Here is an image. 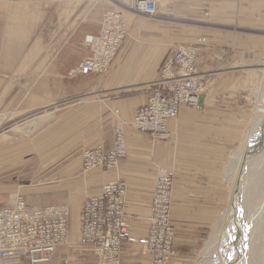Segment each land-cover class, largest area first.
I'll return each mask as SVG.
<instances>
[{"label": "crops", "instance_id": "0c3cea01", "mask_svg": "<svg viewBox=\"0 0 264 264\" xmlns=\"http://www.w3.org/2000/svg\"><path fill=\"white\" fill-rule=\"evenodd\" d=\"M13 1L0 0V27L7 28L6 36L12 29V20L18 15L24 17L17 13V0ZM78 1L81 3L80 0H27L34 5L40 4L41 14L37 17L42 22L39 26H53L51 35L54 37L50 44L59 42L50 55L46 74L57 78L61 88L54 87L46 95H35L44 99L43 106H49L55 100L61 101V98L75 102L67 109H56L54 115L47 119L48 124L39 128L31 138L4 148L0 145V200H5L10 192L20 187L16 174L22 158L30 151L37 155L36 162L33 161L37 164L36 170L45 171L44 176L37 177L35 184L47 183L48 177L52 176L73 175L81 170L80 157L85 144L93 145L101 139L103 123L121 119L118 122L127 125L126 157L115 170L87 174L77 182V187L74 185V189L67 187L69 200L78 199L76 205L69 204L71 214L75 208L79 218L80 210L77 208L81 201L88 195L99 193L108 180L126 182L128 191L124 210L131 236L121 264H150L148 257L137 251L141 247L139 244L147 238L149 224L145 218L151 206L157 168L165 167L174 172L170 224L175 230V249L195 250L203 235L207 234L211 222L225 208L228 185L224 167L235 139L239 138L251 115V110L241 103L240 93L236 91L235 74L224 69L210 76L201 97V108L192 110L182 107L177 117L167 123L171 131L167 140L151 144L128 124L135 109L146 103L155 89L153 84L159 77L161 63L176 45L193 44L198 47L196 66L201 72L208 71L212 64L219 62L230 48L235 51L247 48L263 51L264 0H157L161 11L157 19L147 20L123 13L129 25L128 38L122 43L106 74L81 73L67 77L69 70L88 53L84 37L99 32L105 10L113 6L111 1L105 0V5L101 7L95 0L83 11L79 8L80 4L77 5ZM29 10L23 12L26 20L29 19ZM170 15L179 20H211L217 28L205 29L170 22L166 20ZM73 18L77 21L68 25V20ZM218 23L229 27L234 24L255 28L258 33L250 36L230 29L222 30L219 27L223 25ZM33 26H38V22ZM16 38L11 35L5 42L12 48L17 43ZM17 59V52L4 57L2 54L0 75L15 74ZM7 60L8 64L3 62ZM49 77L48 81L54 84ZM8 83L12 85L11 81L0 77V90L1 85H4L2 89L12 90V86H6ZM40 90L43 92L45 89L42 86ZM32 190L33 196L36 193L40 201L42 198L40 204L46 199L55 201L60 197L58 193L46 195L37 187ZM67 193L62 195L61 200L68 196ZM46 264H61V259L54 255Z\"/></svg>", "mask_w": 264, "mask_h": 264}, {"label": "built area", "instance_id": "2783aa9c", "mask_svg": "<svg viewBox=\"0 0 264 264\" xmlns=\"http://www.w3.org/2000/svg\"><path fill=\"white\" fill-rule=\"evenodd\" d=\"M129 8L147 16L155 15L158 7L154 0H132ZM108 27V28H107ZM127 36L121 11H108L100 32L85 38L92 52L72 71L77 73H103ZM96 39L97 42L91 43ZM88 41V42H87ZM198 47L180 44L167 54L159 70V79L146 103L133 115L131 126L149 141L170 138L167 123L177 116L182 107L198 109L206 83V72L197 69ZM120 127L114 131L111 149L98 144L82 153L84 171L94 168H116L126 157L120 150ZM116 143V144H115ZM118 144V145H117ZM118 147V148H117ZM172 174L158 176L151 199L146 253L156 264H167L174 254V229L170 224L169 207ZM126 185L118 180L104 183L99 194L85 199L80 209V244L91 249L101 261L118 264L119 245L130 235V225L124 211ZM162 198V199H159ZM68 210L66 205H51L37 210L30 206L25 195L17 193L10 202H0V260L6 264H43L50 261L54 251L66 244ZM111 253V256H107ZM106 264H109L106 262Z\"/></svg>", "mask_w": 264, "mask_h": 264}, {"label": "rangeland", "instance_id": "374dc122", "mask_svg": "<svg viewBox=\"0 0 264 264\" xmlns=\"http://www.w3.org/2000/svg\"><path fill=\"white\" fill-rule=\"evenodd\" d=\"M94 1L95 0H80V2L82 4L79 3V1H78L77 5L80 4V7L79 6L78 7L82 8L84 11ZM109 1H111L113 6L106 9L105 12H107L108 10L114 9L117 11H121V14L123 16V13L126 14V11H128V12H130L128 14H132L134 16H140L143 19H147V20L157 19L161 15V11L159 9L157 0H156V2H157L158 11H157L156 15H154V16H147V15L142 14V13L131 11V9L128 8V5H130L132 0H127L128 2H126V0H109ZM98 2H99V5L101 7H103L105 5V0H98ZM14 4H15V2H14ZM28 5L30 7H28ZM39 5L40 4L34 5V3L27 2V0H17V13L20 12V14H22L24 16V17H21L20 15H18L16 18V19H18L19 23L22 24V26L17 27L19 29L14 34V36L17 37L16 39L20 38L22 40L21 42L18 43V45L15 43L13 45V47L11 48L10 44L5 42V39H7L8 37L9 38L11 37L10 34L12 33L13 28L11 29V31H9L10 34L8 33L9 35L6 36L5 32H6L7 28L0 27V56H2V54H3V57H4L5 52H12L13 53L14 51H17V57H18V59H17V72L15 74L13 73L11 75H9V74L8 75H0V77L3 78L4 80H6L7 82H9V81L12 82V85H9V83L6 85L8 87L12 86V90H6L5 88L2 89V87L4 85H1V90H0V134L4 133V132L8 133L10 128L14 124H15V126L17 125L21 129H23V130H19V131H25V132L19 133L17 135L12 134L11 137L13 138V136H14V139H12V141H10L9 144L7 143L6 146H8L14 142H19L21 140L23 141L26 138H31V136L36 131L40 130L39 128L44 127V125L47 123V120L42 125H38V124L34 123L36 121H33V118L38 116L43 111V109L48 110L49 108H52L53 106H55L56 108L67 109L68 106H70L69 104H73L75 102L74 100L70 101L67 98L65 100H63V98H61V101L55 100V101H53L52 104H50L49 106H46V108H45V106L41 105V103L45 102L43 100V98H40L36 104H35L34 100L32 101V99H30L32 94L36 93V94L46 95V93L49 92L50 90H54V87H56V89L61 88V86H58V85H60V81L57 78H55L54 76L49 77L46 74V71H47L46 68L48 66L50 55L53 51H55L57 45H59L58 44L59 42L57 40V41H54L53 43L50 44V40L53 39V37H54L51 35L52 34L51 30H54V29H52L53 26L52 27L39 26L40 23L42 22L41 19H39V17H37L38 15L41 14V9H40L41 7ZM34 7H36L35 10L33 9ZM28 8L30 9L28 11L29 19L26 20L25 19L26 15H24L23 12L26 11ZM37 8L39 10H37ZM77 8H75V9L79 10ZM158 12H160V13H158ZM103 17H104V15H103ZM123 18H124V16H123ZM124 20H125V18H124ZM166 20H168L170 22H172V21L173 22H180L182 24H185V26L201 27V28H205V29L206 28L211 29L210 27H216L217 28V26H215L214 22H211V20L204 21V22L196 21V20L193 21V19L192 20H190V19L179 20V18H177L174 15L167 16ZM75 21H77L76 18L69 19L67 24L72 25ZM35 22H38L39 27L33 26V23H35ZM28 24L30 26H28ZM125 25L127 28V36L125 38V41H123L124 43L126 42V40L128 38V26L129 25H127L126 20H125ZM218 25L220 26L223 24L218 23ZM21 27H23V29ZM219 29H222V30L230 29L232 32H241L243 35H250V36H256L258 33L255 30V28L251 29L248 27H238L234 24L230 27L223 25V26L219 27ZM19 30L24 31V34H20ZM98 33H96L94 35H97ZM12 35H13V33H12ZM123 44L121 45V47L123 46ZM86 47L88 48V53L85 57L82 58V60L84 58H86L87 56H89L90 53L92 52V50L88 44H86ZM226 51L227 52L224 53L222 59L219 62L212 64L210 69L208 71H206V73H207L206 81L210 77L209 74H213V73L216 74L218 72L223 71L224 69H227L225 71H231L232 70L231 73L235 74L234 83L236 85L235 86L236 91L238 93H240L239 96H240L241 103H244L251 110L250 113H252V108H253L254 98H255L254 91H255L256 83H255V78H253L254 82H252V80L250 82H248L247 75L245 74V70L243 69V67L245 65H248V62L250 63L249 65H252V62H253L252 58H256L257 57L256 54H258V56H262L264 54V50L260 51V50H252L250 48H247V49H242L240 51H238V50L235 51L233 48H230L229 50H226ZM197 57H198V55H197ZM3 62H5V61H3ZM79 62L76 64V66L73 69L69 70V72L67 73V77H72L76 74H81V73H77V72H74L72 74V71L77 67ZM7 63H9L8 60H7ZM107 71L100 73V75L106 74ZM227 74H229V73H227ZM48 77L50 79L54 80L55 85L52 82L48 81ZM42 86L45 89L43 92L40 90ZM38 87H40V88L38 89ZM27 97H29V98H27ZM60 102H61V104H60ZM144 104H142L141 106H143ZM58 106H60V107H58ZM141 106H139L138 108H140ZM40 107L41 108L44 107V108L41 109ZM137 109H135V111ZM54 112H56V111H54ZM54 112H52V115H54ZM49 118H48V120H49ZM30 119H31V121H30L31 124L25 125L23 123L24 121L30 120ZM120 120L121 119H119V120L114 119V120L107 121V122L103 123V127H101V129L103 130L101 139H99L93 145L91 143L85 144V146H84L85 148L81 152V157H80V161H81V167L80 168H81V170H80V172H78V171L75 172V174H73V175L69 174L67 176H61V178H60V176L58 178H56L55 176H52L51 178L48 177V180H46L47 183H44L41 185L35 184L36 181L38 180L37 177L41 176V175L44 176L45 171L36 170L35 167L37 166V164L34 162H36L35 160L37 159V155H34L35 153H33L32 151L29 152L30 153L29 155H26L25 157L22 156L24 159L22 158L20 168L18 169L19 172L17 171V174H16L18 177V180H19V186L20 187L18 186L19 188L15 192H19V193L22 192L21 194L25 195L26 201L30 206L61 204V205H66L69 209L68 227L70 228V231H69L70 238L68 240V243L62 245L61 248H59L56 251V253L53 254V255H56L58 258L61 259V264H66V263H69L70 261H76L77 264H93V263L99 264L96 255L95 256L93 255L91 249L87 246L80 244V241H79L80 240L79 224H78V227H77V224H76V227H75V225L73 226L72 214H71V209H70V205H69L70 204L69 203V194L70 193H67V191H68L67 187L71 186L74 189L75 188L74 185H76V187H77V182L79 183L80 181H82L87 176V174H92V173H97V172L109 170L106 168H96V169H93V170L88 171V172L83 171L82 153L85 150H87L89 148H93L94 146H96L98 144H103L104 148L111 149L112 145H113V141H114V131L116 129V123H119L118 121H120ZM32 121H33V123H32ZM120 123H122V122H120ZM130 123H131V121L129 122V124ZM129 124H128V126L131 127ZM125 126H127V125L125 124ZM123 130L125 132V128ZM135 132L137 133L136 130H135ZM141 135L143 136L144 139L149 141V139L145 135H143V134H141ZM238 141H239V138H236L235 143L233 145V149L237 146ZM125 142H126V137H125ZM149 143L153 144V142H151V141H149ZM89 145H91V146H89ZM6 146H2V147L4 148ZM126 146H127V144H126ZM126 150H127V148H126ZM31 153H32V155H31ZM121 161L122 160H120V162ZM116 168H113L110 170H115ZM162 168H165V167H162ZM157 169H159V167ZM48 172H51V170H48ZM172 173H173V179H174V172H172ZM114 180H117V179H114ZM173 186H174V184H173ZM36 187L45 191L44 193H46V195H51V194L54 195V194L58 193L60 195V197H59V199H57L55 201H53V199L52 200L46 199L45 202L40 204L39 202L42 201V198L40 201V196L35 193L38 196V199H37L38 201L35 203H32L31 200H33V199H31V198H33V197L30 198V196H33L32 195V192H33L32 189L36 188ZM15 192H10L9 195L12 193H15ZM66 193L68 196H66L64 198V200H61L62 195H66ZM88 196H91V195H88ZM5 200H0V201L5 202ZM83 201H81L80 205L78 204L79 205V207L77 206L78 208L76 207L78 210H80L81 204ZM55 202H58V203H55ZM170 204H171V201H170ZM79 215H80V212H79ZM215 221H217V218L215 220H213V222H211L210 228L208 229L207 234L203 235V239L201 240V242L199 244H197L195 250H191V251L187 252L186 251L187 249L185 248L186 250L181 249L178 251L177 248L174 249L172 246V249L175 250V253H174V256L172 257V260H171L172 262L170 261L171 263L169 262L168 264H172V263L175 264V262H177V264L178 263L179 264H195V262L198 259V255H200V252L202 251V248L205 245V242L207 241L208 237L210 236L211 232L213 231L212 228L215 224ZM78 223H79V218H78ZM246 226H248L247 222L246 223L243 222L241 224V228H244ZM229 232H230V236H231L234 233V230H231ZM242 233L243 232H241V229H240V232L237 231V234L235 233L236 236L233 237L231 244H230V246L232 247L233 243H234L233 249H236L237 245L245 239V238L241 239V237L243 236ZM174 234H175V230H174ZM71 235H72V238H71ZM175 242H176V236H175ZM175 242H174V247H175ZM128 243H129V239L122 246V257H123L124 252L126 251V247H127ZM142 244H143V241L139 245H142ZM183 252H185V253H183ZM242 254H243V252H241L240 254L234 255V257H233L234 262L232 264H239ZM144 256H146V255L144 254ZM149 257H148V259L151 260V258H149ZM257 257L259 258V260L256 259ZM53 258H54V256H53ZM262 258L263 257H261V253L259 250L257 252V256L254 259V264H257V262H258V264H261L260 260H262ZM121 261H122V258H121ZM247 264H251V262H249Z\"/></svg>", "mask_w": 264, "mask_h": 264}, {"label": "bare ground", "instance_id": "6f19581e", "mask_svg": "<svg viewBox=\"0 0 264 264\" xmlns=\"http://www.w3.org/2000/svg\"><path fill=\"white\" fill-rule=\"evenodd\" d=\"M154 1L157 5L156 0H154ZM129 6H132V2L130 3V5H128V8H129ZM112 10H114V9H111L108 11H112ZM114 11H117V10H114ZM107 12H105V14ZM126 13H130V12L126 11ZM105 14H104V16H105ZM152 16H154V15H152ZM103 19H104V17H103ZM103 19L101 21L100 30L102 28ZM11 23H12V25H10V26H12V28H13L12 33L14 35L17 32V30L19 29L17 27L22 26V24L19 23L18 19H13ZM21 28L23 29V27H21ZM100 30H99V32H100ZM12 33L11 34L9 33V34L12 35ZM19 33L24 34V31L19 30ZM92 36H95V35L94 34H87L84 37V42L86 43L85 38L92 37ZM21 41L22 40L20 38H18L15 42H17L16 44L18 45V43ZM95 42H97L96 39L91 40V43H95ZM191 45H193V44H191ZM16 52L17 51H14L13 53L12 52H5L4 55H8V54L14 55ZM115 55L112 57L114 58ZM256 56H257L256 58H252V61H253L252 65H249L250 63L248 62V65H245L243 67V69L245 70V74L247 75L248 82H250L251 80H252V82H254L253 78H255V83H256L255 91H254L255 98H254L252 113H251L249 119L247 120V123L243 127V130L241 131V133L239 135V141H238L237 146L233 150H231V152L227 158L225 167H224L223 172L225 173L224 176H225V179H226V182L228 185V194H227V199H226V205H225V208L223 209V211H221V213L219 214L217 221H215V224L212 228L213 231L211 232L210 236L208 237L207 241L205 242V245L202 248L200 255H198V259L195 262V264H232L234 262V259H233L234 255L240 254L241 252H243V254L241 256L239 264H247L249 262H251V264H254V259L257 256V252L259 250L261 253V257H263L262 260H260V262H261V264H264V54L262 56H258V54H256ZM113 58H111V59L113 60ZM6 59L7 58H5V60ZM6 62L7 61H5V63ZM8 62H9V60H8ZM90 73H95V72H90ZM72 74H73V72H72ZM214 74L215 73L209 74V76H212ZM158 79H159V77H158ZM204 88H205V86H204ZM203 92H204V89H203ZM27 98H29V97H27ZM30 99H32V101L34 100L35 104H36L37 101L40 99V97H38L35 94H32ZM60 104H61V102H60ZM42 106H43V104H42ZM58 107H60V106H58ZM42 108H44V107H42ZM45 108H46V106H45ZM200 108H198V109H200ZM56 109H58V108H56L55 106H53L52 108H49L48 110L43 109V111L38 116L33 118V121H36L34 123H36L38 125H42L49 117H51L52 112H54ZM190 109H192V108H190ZM198 109H195V110H198ZM192 110H194V109H192ZM132 118H133V116H132ZM171 119H173V118H171ZM131 120L133 121V119H131ZM30 121H31V119L26 120L23 123L25 125L31 124ZM33 121H32V123H33ZM129 125L131 126V124H129ZM120 127L122 129L125 128L123 122L122 123L119 122L116 124V128L118 130ZM132 129H134V128L132 127ZM167 129H168V127H167ZM19 130H23V129H21L17 125L15 126V124H14L10 128L8 133L7 132L1 133L0 134V144L2 146H6L7 143L9 144V142L12 141V139H14V136H13V138L11 137L12 134L17 135L19 133L25 132V131H19ZM120 136H121L120 150H122V151L124 150V152L127 154L126 142H125V132H123V135H120ZM164 140H167V139H164ZM153 143H155V141ZM113 144H114V141H113ZM118 165H119V163H118ZM98 168H105V167H98ZM94 169H96V168H94ZM85 172H88V171H85ZM169 172H171V174H172L171 170L165 169L162 167H160L157 170V173L155 175L153 189H155V184H156V180H157L158 176L159 177L162 176V178H165ZM172 179H173V174H172ZM110 181H115V180H109L107 182H110ZM107 182H105V183H107ZM118 182L124 183L126 185V193H125V201H126L127 200L128 185L126 182L121 181V180H118ZM173 184H174V179H173ZM236 187H237V189H236ZM153 189L151 192V199L153 197V192H154ZM172 189H173V185H172ZM172 189H171V196H172ZM17 193H19V192H15V193L10 194L8 196V198L5 200V202L10 203L15 198ZM97 194H99V193H97ZM97 194H94L91 196L94 197ZM91 196H88L85 199H87ZM31 197H33V198H31ZM30 198L33 199V200H31L32 203H35L38 201L37 200L38 197L36 194L34 196H30ZM159 199H162V198H159ZM77 201H78L77 198H72L69 200V203H70V205L71 204L76 205V203H78ZM52 205H57V204H52ZM32 207L36 208L37 210H41V209L51 208V205L50 206L38 205V206H32ZM124 208H125V202H124ZM67 210H68V214H69L68 207H67ZM73 211H74V213L72 214L73 226L75 225V227H76V224H77V227H78V224H79V233H80V215H79V223H78L77 210L75 212V208H74ZM150 212H151V206H150L149 213ZM169 215H170V207H169ZM68 216L69 215H67V218H66L67 219L66 220L67 235L65 238L66 243H68V240L70 238L69 227H68ZM148 216H149V214H148ZM147 217L145 219L149 224V220ZM169 219H170V216H169ZM243 222H245V223L247 222L248 226L241 228V224ZM240 229H241V232H243L242 233L243 236L241 237V239H244V238L245 239L237 245L236 249H233L234 243H233V246L231 247L230 246L231 241H232L233 237L236 236L235 233L237 234V231L240 232ZM231 230H234V233L230 236L229 231H231ZM130 232H131V229H130ZM147 236H148V231H147ZM71 238H72V235H71ZM129 238H130V235H129L128 239ZM128 239H125L124 242H126ZM174 242H175V235H174V241L172 244L173 248L175 249ZM122 246H123V244L119 245V254H118V257L116 260L118 262V264L121 263ZM59 248H61V246L58 247L54 251L53 254H55ZM174 249H173V251L175 253ZM138 253L140 255L145 254L148 257L150 256L149 257V258H151L150 264H156L154 262L153 256L150 254L148 255L146 253L145 241L143 242V244L139 248ZM53 254H52L50 260H52V258L54 256ZM107 256L112 257L111 253H109ZM173 256H174V254L172 255V257ZM172 257L170 258V261L172 260ZM256 259L259 260L258 257ZM97 260H98L99 264H106V262L109 264H113L115 262L113 260L108 261L107 259H103L101 261L98 257H97ZM0 264H6V263L0 260ZM257 264H258V262H257Z\"/></svg>", "mask_w": 264, "mask_h": 264}, {"label": "water", "instance_id": "95a60500", "mask_svg": "<svg viewBox=\"0 0 264 264\" xmlns=\"http://www.w3.org/2000/svg\"><path fill=\"white\" fill-rule=\"evenodd\" d=\"M236 189H237V187H236ZM236 189H235V190H236Z\"/></svg>", "mask_w": 264, "mask_h": 264}]
</instances>
